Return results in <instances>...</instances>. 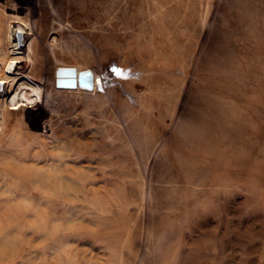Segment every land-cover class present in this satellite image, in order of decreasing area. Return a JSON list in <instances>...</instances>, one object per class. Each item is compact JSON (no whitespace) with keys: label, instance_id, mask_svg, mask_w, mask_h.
<instances>
[{"label":"rangeland","instance_id":"obj_1","mask_svg":"<svg viewBox=\"0 0 264 264\" xmlns=\"http://www.w3.org/2000/svg\"><path fill=\"white\" fill-rule=\"evenodd\" d=\"M263 205L264 0H0V264H264Z\"/></svg>","mask_w":264,"mask_h":264},{"label":"bare ground","instance_id":"obj_2","mask_svg":"<svg viewBox=\"0 0 264 264\" xmlns=\"http://www.w3.org/2000/svg\"><path fill=\"white\" fill-rule=\"evenodd\" d=\"M11 20V19H10ZM10 25V24H9ZM214 50V49H213ZM212 54V53H211ZM212 60V59H211ZM207 114H208V111L206 110L205 112H204V114L202 113V112H200L199 114H198V116H197V121H199V120H201L202 119V117H206L207 116ZM217 116V115H216ZM150 146V145H149ZM159 173V172H158ZM200 173H202V172H200ZM199 175V174H198ZM198 178V177H197ZM196 178V179H197ZM222 179V178H221ZM227 180V179H226ZM217 185V184H216ZM225 188V187H224ZM226 189V188H225ZM224 189V190H225ZM227 191V190H226ZM225 193V192H224ZM264 206V205H263ZM187 214H185V216H186Z\"/></svg>","mask_w":264,"mask_h":264},{"label":"water","instance_id":"obj_3","mask_svg":"<svg viewBox=\"0 0 264 264\" xmlns=\"http://www.w3.org/2000/svg\"><path fill=\"white\" fill-rule=\"evenodd\" d=\"M20 37H22V36H20Z\"/></svg>","mask_w":264,"mask_h":264}]
</instances>
